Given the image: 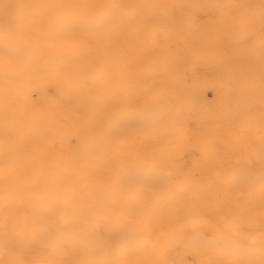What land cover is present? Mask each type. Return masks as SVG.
<instances>
[{
    "label": "bare ground",
    "instance_id": "6f19581e",
    "mask_svg": "<svg viewBox=\"0 0 264 264\" xmlns=\"http://www.w3.org/2000/svg\"><path fill=\"white\" fill-rule=\"evenodd\" d=\"M3 2L0 264H260V0Z\"/></svg>",
    "mask_w": 264,
    "mask_h": 264
},
{
    "label": "snow or ice",
    "instance_id": "6c2138e0",
    "mask_svg": "<svg viewBox=\"0 0 264 264\" xmlns=\"http://www.w3.org/2000/svg\"><path fill=\"white\" fill-rule=\"evenodd\" d=\"M0 6L8 7L3 0H0ZM260 7H261V30L264 33V0H260ZM252 210L247 211H240L237 212L234 216L232 221L233 230L250 240H255L256 236L250 231V224L248 220L253 216ZM259 239H260V250H261V261L260 264H264V207L261 210V224H260V232H259ZM4 264H13V262L6 261Z\"/></svg>",
    "mask_w": 264,
    "mask_h": 264
},
{
    "label": "rangeland",
    "instance_id": "374dc122",
    "mask_svg": "<svg viewBox=\"0 0 264 264\" xmlns=\"http://www.w3.org/2000/svg\"><path fill=\"white\" fill-rule=\"evenodd\" d=\"M211 97H212V99H211ZM206 99H207L209 102H213V101H214V96L212 95V92H211V91H208V92L206 93ZM164 139H165V137L160 138L159 143H160V142L162 143V141H163Z\"/></svg>",
    "mask_w": 264,
    "mask_h": 264
}]
</instances>
